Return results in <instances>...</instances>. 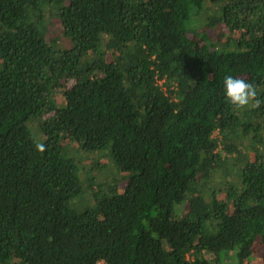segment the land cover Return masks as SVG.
<instances>
[{"label": "trees", "instance_id": "obj_1", "mask_svg": "<svg viewBox=\"0 0 264 264\" xmlns=\"http://www.w3.org/2000/svg\"><path fill=\"white\" fill-rule=\"evenodd\" d=\"M227 75L261 106L232 105ZM260 251L264 0H0V264Z\"/></svg>", "mask_w": 264, "mask_h": 264}, {"label": "clouds", "instance_id": "obj_2", "mask_svg": "<svg viewBox=\"0 0 264 264\" xmlns=\"http://www.w3.org/2000/svg\"><path fill=\"white\" fill-rule=\"evenodd\" d=\"M224 88L226 99L239 109L249 106H261V100L258 98L259 93L256 86L246 82L243 78L233 77L230 75L225 76ZM35 146L41 153L46 150L44 143L37 142Z\"/></svg>", "mask_w": 264, "mask_h": 264}, {"label": "rangeland", "instance_id": "obj_3", "mask_svg": "<svg viewBox=\"0 0 264 264\" xmlns=\"http://www.w3.org/2000/svg\"><path fill=\"white\" fill-rule=\"evenodd\" d=\"M56 47H57V49H64V48H66V43H64V41L62 40V39H59V36H56ZM29 130H30V132L32 133V135H33V137L37 140V139H39L40 138V134L39 133H37L38 132V129H37V126H36V124H35V122L33 121V120H31L30 122H29ZM71 154H72V156L74 157V158H76V157H78L79 156V154L77 153V151L76 150H74V149H72L71 150ZM86 156H89V157H93V156H97V154H91V153H88V154H86ZM85 156V157H86ZM77 163V162H76ZM112 167H113V165L112 164H110ZM88 165L87 164H84L83 165V167H84V169L87 167ZM109 168H110V166H108ZM81 171V170H80ZM91 172L90 171H88L87 172V176L85 177V175L84 176H82V177H84V180H87V179H94L95 177H97L98 176V174L96 173V176H94V177H90L91 176ZM83 185V184H82ZM78 198H80V197H78ZM77 208V211H82L83 209H84V207H76ZM262 253H264V251H260L259 252V254H262ZM250 264H258V261L256 262V263H250Z\"/></svg>", "mask_w": 264, "mask_h": 264}]
</instances>
